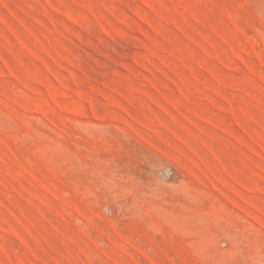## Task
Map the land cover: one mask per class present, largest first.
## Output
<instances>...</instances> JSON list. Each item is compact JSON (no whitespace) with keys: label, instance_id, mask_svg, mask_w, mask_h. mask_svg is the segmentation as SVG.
I'll use <instances>...</instances> for the list:
<instances>
[{"label":"rangeland","instance_id":"1","mask_svg":"<svg viewBox=\"0 0 264 264\" xmlns=\"http://www.w3.org/2000/svg\"><path fill=\"white\" fill-rule=\"evenodd\" d=\"M0 264H264V0H0Z\"/></svg>","mask_w":264,"mask_h":264}]
</instances>
